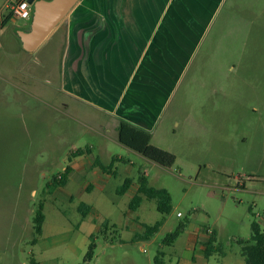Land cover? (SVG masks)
<instances>
[{
	"label": "rangeland",
	"instance_id": "obj_1",
	"mask_svg": "<svg viewBox=\"0 0 264 264\" xmlns=\"http://www.w3.org/2000/svg\"><path fill=\"white\" fill-rule=\"evenodd\" d=\"M11 3L0 0V22L6 25L0 33V85L7 86L0 97V264H81L91 235L95 254L85 264H154L159 251L167 264H178L202 253L193 233L207 227L216 229L230 258L243 257L237 240L251 237L254 220L264 230V0L222 3L187 75L159 115L151 142L175 155L171 167L119 143L115 129L75 119L63 107L68 99L62 93L52 102L48 92L6 80L24 56L15 55L4 38L12 36L18 47L23 45L19 30L31 29V22L11 16ZM35 55L28 57L37 64ZM55 76L62 80V69ZM87 147L106 165L113 156L123 160L114 162L103 188L82 190L83 179L75 175L56 190L53 181L69 156ZM141 174L169 190V213L147 198L136 211L129 209ZM127 178L134 184L118 194ZM82 202L93 206L85 219ZM40 203L46 220L34 240ZM158 220L163 224L153 237L134 239ZM180 224L185 227L175 241L164 243Z\"/></svg>",
	"mask_w": 264,
	"mask_h": 264
},
{
	"label": "crops",
	"instance_id": "obj_2",
	"mask_svg": "<svg viewBox=\"0 0 264 264\" xmlns=\"http://www.w3.org/2000/svg\"><path fill=\"white\" fill-rule=\"evenodd\" d=\"M224 1L79 0L36 50L27 51L23 45L17 47L10 35L4 38L5 43L15 47V55L24 56L17 60L6 80L32 87L43 95L48 92L52 102L62 93L68 99L63 107L75 119L97 129H115L119 143L121 120L153 134L159 115L187 75ZM0 20H3L1 10ZM4 30L6 25L0 22V33ZM29 54H36L38 65L31 62ZM59 69L63 72L62 80L55 76ZM6 89V85H0L1 98L6 96ZM74 152L63 166L64 171L70 168L67 183L56 190H62L75 175L83 179L82 190L93 189L95 185L103 188L113 173L112 168L103 171L96 164V157L93 158V150L81 155ZM114 157L115 161L123 160L120 156H113L112 160ZM133 184L132 179L130 188ZM138 187L139 180L133 196ZM90 221L96 223L94 218ZM213 230L216 229L207 227L194 231L202 253L181 259L178 264H246L244 256L230 258L225 248L224 254L205 255V243ZM218 245L221 243L217 232L215 246Z\"/></svg>",
	"mask_w": 264,
	"mask_h": 264
},
{
	"label": "trees",
	"instance_id": "obj_3",
	"mask_svg": "<svg viewBox=\"0 0 264 264\" xmlns=\"http://www.w3.org/2000/svg\"><path fill=\"white\" fill-rule=\"evenodd\" d=\"M118 138L119 141L125 146L163 166L171 167L176 161V157L173 153L152 144V134L150 131L141 129L126 120H121L119 124ZM86 152L91 153V148L87 147L86 149H78L73 154L81 155ZM115 160L116 158L114 157V159L109 165H105L99 157H96V164L103 171H108L113 167ZM69 173L70 168L67 167L63 173H61L54 179L53 185L56 187L64 186L67 183ZM131 183L132 179L127 178L124 183L117 188V193L121 195L124 194L130 188ZM144 198L156 200L157 209L163 214L169 213L172 209V196L169 190L166 188H158L151 185L148 177L144 174H141L139 177L138 191L130 200L128 205L129 209L132 211L137 210L142 204ZM79 210L82 213L83 218L85 219L92 211V206L82 202L79 205ZM45 219L46 215L44 213V205L40 203L39 208L36 210V214L34 217V240H37L38 236L42 235ZM94 221L96 222L95 218ZM162 224L163 220H158L154 225L146 226V229L143 232L135 233L134 239H150L158 232ZM102 226V232L106 234V230L109 226L108 221L105 220ZM184 226V224H180L176 230L169 233L165 238L164 243H173L175 239L179 236V234L182 232ZM251 230L252 233L249 239L237 240L238 243L241 245L242 255L245 258L246 264H264V230L262 229L260 223L256 220L251 223ZM90 238L91 242L89 244L84 263L81 264H85L86 262H89L94 258L96 237L95 235H91ZM216 241L217 231L213 230L210 234L208 241L205 243L204 253L206 256H210L214 252L224 254V247L221 245L215 246ZM33 264L38 263L33 262ZM154 264H166V261L164 259V252H158V254L154 258Z\"/></svg>",
	"mask_w": 264,
	"mask_h": 264
},
{
	"label": "water",
	"instance_id": "obj_4",
	"mask_svg": "<svg viewBox=\"0 0 264 264\" xmlns=\"http://www.w3.org/2000/svg\"><path fill=\"white\" fill-rule=\"evenodd\" d=\"M34 13L31 29L19 30L23 47L34 51L42 45L66 19L79 0H28Z\"/></svg>",
	"mask_w": 264,
	"mask_h": 264
},
{
	"label": "built area",
	"instance_id": "obj_5",
	"mask_svg": "<svg viewBox=\"0 0 264 264\" xmlns=\"http://www.w3.org/2000/svg\"><path fill=\"white\" fill-rule=\"evenodd\" d=\"M11 16L23 19L27 22L32 21L34 7L33 4L29 3L28 0H11ZM181 214V213H179Z\"/></svg>",
	"mask_w": 264,
	"mask_h": 264
}]
</instances>
